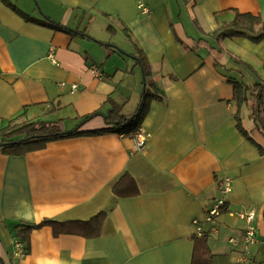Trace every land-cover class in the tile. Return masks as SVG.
<instances>
[{"label": "crops", "instance_id": "crops-1", "mask_svg": "<svg viewBox=\"0 0 264 264\" xmlns=\"http://www.w3.org/2000/svg\"><path fill=\"white\" fill-rule=\"evenodd\" d=\"M146 2L150 16L135 0H0V129L12 118L60 121L64 130L109 127L106 115L128 116L141 102L138 56L150 93L160 96L141 119L149 134L141 149L134 133L106 131L24 154L0 150V264H203L193 260L194 219L215 256L210 264H264V137L249 109L240 116L252 139L237 129L226 78L239 79V60L264 84V37L213 34L235 10L264 18V0ZM95 16L112 18L106 30H121L130 49L91 34ZM199 39L222 50V66ZM119 49L134 62L123 71L119 55L109 61ZM119 72L130 76L131 93L120 88ZM224 177L231 190L207 222ZM249 207L256 235L242 261L246 222L236 213ZM100 212L99 234L80 233L78 221ZM43 220L56 226L32 229L27 252L14 258L17 230Z\"/></svg>", "mask_w": 264, "mask_h": 264}, {"label": "trees", "instance_id": "trees-1", "mask_svg": "<svg viewBox=\"0 0 264 264\" xmlns=\"http://www.w3.org/2000/svg\"><path fill=\"white\" fill-rule=\"evenodd\" d=\"M83 34V33H82ZM216 37H249L253 41H259L264 37V18L260 15H254L252 13H241L235 10L233 19L227 23H221L218 28L213 32ZM200 41L205 43V46L213 54L216 63L222 66V50L218 47H214L208 44L204 39L196 41L198 44ZM184 49L188 48L184 46ZM138 63L142 66V72L144 80L146 82L145 91L142 93L141 102L138 108L130 115H106L105 121L109 124V127L92 131H80L78 128L73 130H64L60 121H29L23 123L14 122L13 118L9 120L8 124L0 129V150L8 154H24L30 150L41 149L47 142L73 135L83 134H98L101 132H124L130 133L137 129L140 125L141 119H143L145 113L148 110L149 102L153 98L160 97L156 93H150L149 82L147 76L149 75V69L145 57L138 56ZM236 66L233 68L236 72L240 73V76L246 73L250 74V66L237 60ZM230 69V70H233ZM226 76V75H225ZM227 81L233 85L234 95L233 98L237 102L238 111L235 114L236 127L244 136L252 139L247 130L242 126V118L240 116V110L243 106H247L250 110L249 116L253 120L255 128L258 129L260 134L264 137V104L261 101V89L264 88V84L258 80L252 83H246L242 78H236L232 76H226ZM263 113V114H262ZM92 113L91 115H94ZM90 115V116H91ZM88 117V116H87ZM86 117V118H87ZM259 145V144H258ZM260 151L263 148L259 145ZM115 189V188H114ZM264 208V207H263ZM104 214L98 213L88 221H78L79 226L83 228L80 233L85 236H97L100 232L101 223ZM45 224H52L56 226V223L52 221H44L39 224H26L22 225V228L17 230L14 239L24 242L25 249H28V237L32 229L38 226H44ZM69 232L71 229L66 228ZM215 256L210 253L206 243V235L204 233L200 236L194 237V250L193 260H200L203 264H210L211 259Z\"/></svg>", "mask_w": 264, "mask_h": 264}, {"label": "built area", "instance_id": "built-area-1", "mask_svg": "<svg viewBox=\"0 0 264 264\" xmlns=\"http://www.w3.org/2000/svg\"><path fill=\"white\" fill-rule=\"evenodd\" d=\"M136 2V7L139 10L140 13L144 16H150L151 14V8L146 2V0H135ZM52 55L50 54V57ZM93 71L98 72L96 67L92 68ZM75 86V85H73ZM134 136L136 138V147L138 149H141L144 147L145 141L147 137L149 136L148 133L140 126L138 129L133 132ZM219 194L218 196L214 199L213 203L211 206L206 209V215H205V220L207 222H212L217 216L221 210L224 204L226 203V197L227 194L231 190V184L232 180L231 178L224 177L221 182H219ZM242 220L244 219L246 222V228L243 234L244 238V248H243V256L241 258L242 261H245L247 257L250 255V244H252L255 241V235H256V224H255V214H256V209L254 207H249L247 209H244L242 211H239L236 213ZM193 224L196 227V234L198 236L202 235L204 232L202 230V226L200 222L197 219L193 220ZM24 242L14 239L13 241V251L12 255L14 258L18 259L24 256L26 253L25 249V244Z\"/></svg>", "mask_w": 264, "mask_h": 264}, {"label": "rangeland", "instance_id": "rangeland-1", "mask_svg": "<svg viewBox=\"0 0 264 264\" xmlns=\"http://www.w3.org/2000/svg\"><path fill=\"white\" fill-rule=\"evenodd\" d=\"M96 19L94 20V22L92 24V33L94 36H96L97 38H101L102 41L103 40H108L106 41V43L110 46V47H115L120 46L121 48H124L125 50L130 49V43L129 40H127V38L125 37V35L123 34V32L121 30L117 31L116 33L112 32V31H107L106 30V26L107 24H109V22H113L112 18L104 16V17H100V16H95ZM103 20H105L106 22H104ZM115 24V23H114ZM99 40V39H97ZM116 44V45H115ZM120 52H116L113 53L111 56V58L109 59V61H111V59L116 58V55H119L123 61H121L120 64V70L123 71L126 67V60L128 61V67L130 68L131 66L134 65V62L131 60V58L129 57H125L126 54L121 53L122 50L119 49ZM136 72V78L133 79H137L138 82H140L141 78H140V71L139 68L135 67ZM236 71V70H235ZM233 71V73L235 72ZM236 76H238L239 78H242L246 83H252L255 81V79L253 77L249 75L243 74L242 76H240V73H236ZM130 76H125L124 72H122V74L119 72V78L122 79L121 80V84H120V88L124 89V91L128 90L129 93L132 92V88L130 87L129 83L126 82ZM132 79V78H131ZM127 88V89H126ZM141 90V89H140ZM143 90V87H142ZM123 91V90H122ZM141 92V91H140ZM139 98V96H138ZM141 100V99H140ZM261 101L262 104H264V88L261 89ZM242 108H244L243 113L246 114L248 107L247 106H243ZM263 114V113H262Z\"/></svg>", "mask_w": 264, "mask_h": 264}, {"label": "water", "instance_id": "water-1", "mask_svg": "<svg viewBox=\"0 0 264 264\" xmlns=\"http://www.w3.org/2000/svg\"><path fill=\"white\" fill-rule=\"evenodd\" d=\"M145 84V83H144ZM145 89H144V85H143V93H144Z\"/></svg>", "mask_w": 264, "mask_h": 264}]
</instances>
